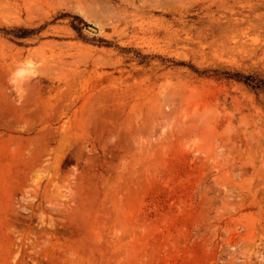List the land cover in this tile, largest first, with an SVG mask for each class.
Instances as JSON below:
<instances>
[{
  "label": "rangeland",
  "instance_id": "374dc122",
  "mask_svg": "<svg viewBox=\"0 0 264 264\" xmlns=\"http://www.w3.org/2000/svg\"><path fill=\"white\" fill-rule=\"evenodd\" d=\"M0 264H264V0H0Z\"/></svg>",
  "mask_w": 264,
  "mask_h": 264
}]
</instances>
